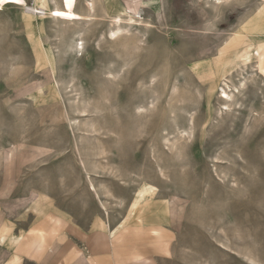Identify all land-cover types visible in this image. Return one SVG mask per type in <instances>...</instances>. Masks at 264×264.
<instances>
[{
  "label": "rangeland",
  "instance_id": "rangeland-1",
  "mask_svg": "<svg viewBox=\"0 0 264 264\" xmlns=\"http://www.w3.org/2000/svg\"><path fill=\"white\" fill-rule=\"evenodd\" d=\"M23 1L0 0V230L157 223V264H264V0Z\"/></svg>",
  "mask_w": 264,
  "mask_h": 264
},
{
  "label": "crops",
  "instance_id": "crops-1",
  "mask_svg": "<svg viewBox=\"0 0 264 264\" xmlns=\"http://www.w3.org/2000/svg\"><path fill=\"white\" fill-rule=\"evenodd\" d=\"M178 236L157 223L85 231L46 211L22 230H0V264H157Z\"/></svg>",
  "mask_w": 264,
  "mask_h": 264
},
{
  "label": "bare ground",
  "instance_id": "bare-ground-1",
  "mask_svg": "<svg viewBox=\"0 0 264 264\" xmlns=\"http://www.w3.org/2000/svg\"><path fill=\"white\" fill-rule=\"evenodd\" d=\"M216 1H217V4H221L222 3V0H215V2ZM17 2H18L19 6L27 7L26 3L23 0H17ZM93 2H94V0H86L87 8H88L89 11L94 10V3ZM28 12L29 13H32V12L37 13V10H35L32 7H28Z\"/></svg>",
  "mask_w": 264,
  "mask_h": 264
}]
</instances>
